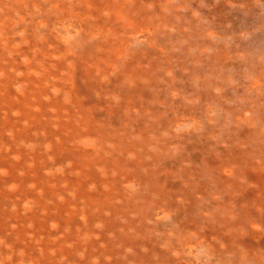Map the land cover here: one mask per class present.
Returning <instances> with one entry per match:
<instances>
[{"label":"bare ground","instance_id":"1","mask_svg":"<svg viewBox=\"0 0 264 264\" xmlns=\"http://www.w3.org/2000/svg\"><path fill=\"white\" fill-rule=\"evenodd\" d=\"M168 23L145 0H0V264H264L244 232L201 226L179 206L191 191L170 187L153 90L174 67L157 41ZM138 112L158 149L129 139Z\"/></svg>","mask_w":264,"mask_h":264},{"label":"rangeland","instance_id":"2","mask_svg":"<svg viewBox=\"0 0 264 264\" xmlns=\"http://www.w3.org/2000/svg\"><path fill=\"white\" fill-rule=\"evenodd\" d=\"M145 1L151 12H153V7L162 10L163 14H166V23L169 22L161 27L157 41L164 52L173 57L171 62L174 63V67L171 69L165 66L167 68L165 74L156 81L154 80L153 90L161 89L159 92H162V96L165 97L161 105L167 127L165 131L163 130V140L167 145L164 149H167L169 153L164 156H168V158L165 157L168 170L174 172L169 182L170 187L174 189V185H177L176 190L191 191L186 199L182 194L179 195L181 199L179 206L187 210L190 208L201 226L206 227L210 222L213 228L222 227L225 224L230 225V232L233 230V234L239 235L244 232L253 252L264 257V0ZM151 19L156 22L157 18ZM213 49L214 52H212ZM151 55L146 54L149 58ZM152 64L155 67L157 63L152 62ZM169 87L174 89H169ZM151 107V113H154L155 105ZM104 108L106 111L102 113V116L110 117L111 107L104 106ZM178 114H180L179 125L171 128L170 123ZM145 116V113L138 112L130 118V126L137 136L132 134L129 139L137 137L134 141L144 146L148 145L144 144V140L152 137L149 149H158L156 147L157 135L146 130L148 124H153L147 123ZM239 118H247L249 128L247 125L238 123ZM150 121L154 122L153 119ZM141 132H146L145 138L141 136ZM227 151L231 152L226 154ZM228 163L234 167L233 172L227 168ZM180 171L183 176L180 175ZM246 231L251 232L248 234ZM199 253V256L202 255V252Z\"/></svg>","mask_w":264,"mask_h":264}]
</instances>
